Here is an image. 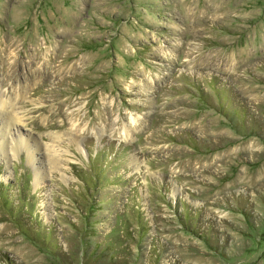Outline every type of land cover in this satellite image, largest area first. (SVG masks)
<instances>
[{
    "label": "rangeland",
    "instance_id": "rangeland-1",
    "mask_svg": "<svg viewBox=\"0 0 264 264\" xmlns=\"http://www.w3.org/2000/svg\"><path fill=\"white\" fill-rule=\"evenodd\" d=\"M0 97V264H264V0H0Z\"/></svg>",
    "mask_w": 264,
    "mask_h": 264
},
{
    "label": "bare ground",
    "instance_id": "bare-ground-1",
    "mask_svg": "<svg viewBox=\"0 0 264 264\" xmlns=\"http://www.w3.org/2000/svg\"><path fill=\"white\" fill-rule=\"evenodd\" d=\"M5 102H6V100H2L1 97H0V111H4V113H5V114L2 115L1 112H0V122H1L2 125H4V130L0 129V134H1V136H2V134H4V137H5V134L7 133L6 131L9 128L8 125L10 123H11L10 125H15V123L18 121L17 119L14 118L13 115H10V110H6L5 108H3V106L1 104L5 103ZM5 128H6V130H5ZM4 141H5V139H4ZM6 141H8V140H6ZM22 142L23 141H22L21 137H19V135L17 134L14 137V140L12 141V144H13L12 145V149H17V146L18 145L20 146L22 144ZM7 144H8V142L5 143V147H7ZM4 150H5L4 145L1 144V142H0V151L3 153Z\"/></svg>",
    "mask_w": 264,
    "mask_h": 264
}]
</instances>
